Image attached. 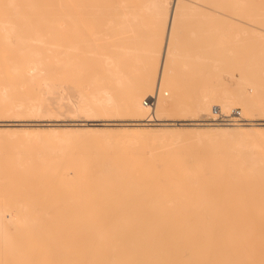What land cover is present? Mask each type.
Masks as SVG:
<instances>
[{"label": "bare ground", "instance_id": "1", "mask_svg": "<svg viewBox=\"0 0 264 264\" xmlns=\"http://www.w3.org/2000/svg\"><path fill=\"white\" fill-rule=\"evenodd\" d=\"M254 5L0 0V168L44 178H0V264H264Z\"/></svg>", "mask_w": 264, "mask_h": 264}, {"label": "rangeland", "instance_id": "2", "mask_svg": "<svg viewBox=\"0 0 264 264\" xmlns=\"http://www.w3.org/2000/svg\"><path fill=\"white\" fill-rule=\"evenodd\" d=\"M257 6L259 7L260 13L262 12L264 14V0H258V5ZM246 11L249 12V14H253L254 12H256V7L254 5V0H248V6H247V10ZM262 13H261V15H262ZM260 18H261V20H263L264 16H262ZM258 22L260 24L259 27L263 29L264 28V22H262V21H258ZM254 23H256V22H254ZM263 31H264V29H263ZM230 39H234V37H232ZM235 40H237V39H235ZM230 41H232V40H230ZM243 45L244 46H242V50H239V54L236 56V58L233 59V60L231 59L232 62L229 61V63L227 64V66H229V68H230V71H232V73L234 75L237 74V75H235L236 79L240 76L241 70L244 67V65L245 64L247 65V63H246L247 59H244L245 58L244 53L248 49L254 50L255 48H258L259 46L263 47V45H264V32H263V37H261L259 39L251 38L250 41L247 42V44H243ZM240 52H243V53H240ZM225 77L228 78L229 75H225ZM189 81L191 82L192 80H189ZM200 81H203V82H200ZM207 82H210V81H207ZM205 83L206 82H204V80H201V79L198 80V77H196V79H194L191 83L188 82V84H190V85L192 84L191 87L190 86L184 87V93L181 90L177 91L176 94H175V97H174V99H175V102H174L175 107L173 108V110L171 111L170 114L171 115H177L179 113L178 109H181V108H183L186 105V103H187L186 99H192V97H189V95H185V93L187 92L188 89H189V91H193V92H200L202 90H214L215 87H213L211 85L205 86ZM177 88H178V84H177ZM239 111H241V110H239ZM258 114L260 116H264V112H261V113H258ZM57 118L70 119L72 117H70V118L69 117H52L53 120L57 119ZM48 120H51V118H48ZM69 172L71 174L70 177H75L76 176L75 172L73 171V169H69ZM1 173H5V174H1ZM0 178L13 179L16 183H18L20 180H24V181H26L28 183V186H34L35 185V181L37 179L38 180L39 179H44L43 176L38 175V174L25 175L24 173H19L17 175H13V174L10 175L9 172L7 171V169L6 168L4 169L3 167L0 168ZM57 178L56 179L59 180L61 178V176H57ZM47 179H52V177L51 178H47ZM10 229H11V233L15 237V240L17 241V236L19 234V231L15 230V228L12 227V226L10 227Z\"/></svg>", "mask_w": 264, "mask_h": 264}, {"label": "built area", "instance_id": "3", "mask_svg": "<svg viewBox=\"0 0 264 264\" xmlns=\"http://www.w3.org/2000/svg\"><path fill=\"white\" fill-rule=\"evenodd\" d=\"M146 105L148 106H153L154 103V98H148L146 99ZM205 123L208 124H241L244 123L245 121L242 120L240 115H232L225 116L221 113L220 109H215V112L212 117L208 118Z\"/></svg>", "mask_w": 264, "mask_h": 264}]
</instances>
